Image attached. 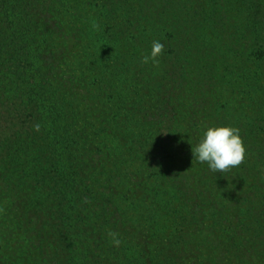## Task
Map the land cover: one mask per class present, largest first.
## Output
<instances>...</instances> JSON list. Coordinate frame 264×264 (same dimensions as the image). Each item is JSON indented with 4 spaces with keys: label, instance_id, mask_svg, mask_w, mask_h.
Instances as JSON below:
<instances>
[{
    "label": "trees",
    "instance_id": "trees-1",
    "mask_svg": "<svg viewBox=\"0 0 264 264\" xmlns=\"http://www.w3.org/2000/svg\"><path fill=\"white\" fill-rule=\"evenodd\" d=\"M0 264H264V0H0Z\"/></svg>",
    "mask_w": 264,
    "mask_h": 264
},
{
    "label": "clouds",
    "instance_id": "clouds-1",
    "mask_svg": "<svg viewBox=\"0 0 264 264\" xmlns=\"http://www.w3.org/2000/svg\"><path fill=\"white\" fill-rule=\"evenodd\" d=\"M93 28L99 29L100 25L96 22ZM164 52V45L160 41H153L151 52L144 55L141 63L148 64L150 61L154 65L158 64V57ZM40 124L34 125L37 132L40 131ZM194 159L201 163H207L213 173H224L231 168L238 167L244 162L246 148L240 135V129L227 126H206L202 138L192 147ZM87 202V201H85ZM114 246L119 247L121 240L119 234L113 231L107 232Z\"/></svg>",
    "mask_w": 264,
    "mask_h": 264
},
{
    "label": "rangeland",
    "instance_id": "rangeland-1",
    "mask_svg": "<svg viewBox=\"0 0 264 264\" xmlns=\"http://www.w3.org/2000/svg\"><path fill=\"white\" fill-rule=\"evenodd\" d=\"M226 200V199H225ZM224 200V201H225ZM229 203H230V201H228L227 202V204H228V206H229ZM231 206V205H230ZM228 227H235V225L233 224V223H230V224H228ZM215 254H217V255H219L220 254V252H214ZM257 260V258H254L253 259V261H256Z\"/></svg>",
    "mask_w": 264,
    "mask_h": 264
}]
</instances>
